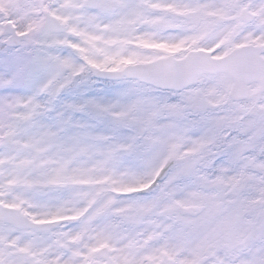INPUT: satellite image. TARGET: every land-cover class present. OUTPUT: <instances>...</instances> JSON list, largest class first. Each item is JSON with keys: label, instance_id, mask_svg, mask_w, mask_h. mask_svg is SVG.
Returning a JSON list of instances; mask_svg holds the SVG:
<instances>
[{"label": "snow or ice", "instance_id": "6c2138e0", "mask_svg": "<svg viewBox=\"0 0 264 264\" xmlns=\"http://www.w3.org/2000/svg\"><path fill=\"white\" fill-rule=\"evenodd\" d=\"M0 264H264V0H0Z\"/></svg>", "mask_w": 264, "mask_h": 264}]
</instances>
